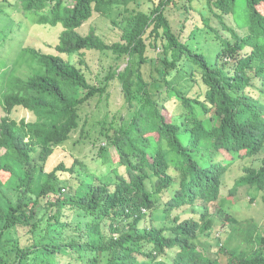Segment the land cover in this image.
Masks as SVG:
<instances>
[{
    "label": "trees",
    "instance_id": "1",
    "mask_svg": "<svg viewBox=\"0 0 264 264\" xmlns=\"http://www.w3.org/2000/svg\"><path fill=\"white\" fill-rule=\"evenodd\" d=\"M134 1L16 0L60 32L56 52L27 49L38 70L10 78L13 91L0 99V264L38 257L35 264H264V236L256 225L239 227L227 211L234 189L228 197L220 191L230 160L245 150L251 165L234 188L259 190L249 203L264 209V0H206L208 15L199 13L201 24L194 21L183 37L190 5L177 8L176 32L165 14L174 0H148V11L130 9ZM118 8L124 24H111L121 28L119 40L107 43L92 25L81 32ZM231 16L240 32L229 26ZM86 52H111L125 65L91 84L67 59ZM113 79L128 114L102 124L103 168L74 157L55 162L56 148L85 125L83 108L107 95ZM20 109L28 120L15 115ZM188 206L201 210L197 219L180 218ZM220 212L226 240L241 235L250 256L222 262L197 245L214 238ZM19 228L30 233L29 244L21 245Z\"/></svg>",
    "mask_w": 264,
    "mask_h": 264
},
{
    "label": "rangeland",
    "instance_id": "2",
    "mask_svg": "<svg viewBox=\"0 0 264 264\" xmlns=\"http://www.w3.org/2000/svg\"><path fill=\"white\" fill-rule=\"evenodd\" d=\"M8 2L14 4L13 10L10 9L9 6H6ZM7 3L4 4L0 0V31L2 33L0 34V99L3 94L13 91L8 84L10 78L14 76L25 78L32 75L35 70H38L37 65H30L32 57L27 49L34 48L37 51L56 52L53 47L60 32L58 28L39 23L38 15L32 11H25L16 0H7ZM183 4L190 5L191 9L189 10V18L188 21L185 22V29L183 30L181 37L187 35L194 21L201 24L199 13L201 15H208L209 13L206 0H192L191 2H187V0H174L173 3H170L169 6L166 7L165 14L173 23L176 32L180 25L179 21L183 18V16H178L177 12L179 10L177 8ZM150 6L151 3L148 0H135L129 4L130 9L135 8L139 11H148ZM5 7L7 8L5 9ZM5 10L9 11L6 15ZM181 10H183V8H181L180 11ZM124 12L123 8H118L115 9L108 18H96L93 22L88 21L81 28V32L86 34L89 26L92 25L93 27H96V32L101 35L107 43L117 41L119 40L121 28L113 26L111 20H114L119 25L124 24ZM14 17L16 19V24L12 23ZM227 22H229V26L234 28L235 31L239 30L237 24L232 22V16L227 19ZM213 24L219 27L220 32L226 35L228 34L221 28L218 21L214 20ZM240 31L241 30L238 32ZM67 59L70 63L76 65L83 71L86 79L91 84L100 81L102 82L109 69L115 67L121 69L125 65L124 58H116L111 52H86L84 57L77 54H71ZM149 69L150 66H143L142 70L145 76L149 72ZM197 87L199 88V84ZM202 89L204 90V87H202ZM169 109L170 106L168 105L166 110ZM166 110L164 111L165 113ZM16 112L15 115H17L19 119L24 118L25 120H28L30 118V114L22 109L17 110ZM2 114L3 113L0 112V115ZM126 114L128 113L124 105L120 84L117 79L110 80L107 95L101 99L94 98L86 104L81 111V116L86 119L85 125L82 126L81 123V126L71 134V138L66 143L56 148L53 159L56 162L60 159H70L71 157L79 158L84 160L91 170L100 171L103 168V165L101 164L102 159L97 155V152L99 146L105 145L104 139L100 134L102 124L106 122V128H108L110 121L112 126L114 124H119L120 117H124ZM223 155L226 159L230 160L231 156L229 154L223 152ZM234 157L235 159L232 160L233 164L229 166L225 176L226 186L228 187H231L233 179L242 173L244 167L251 165L249 159L247 160V158H244L243 156L241 157L238 155L237 157V154H235ZM108 165L109 164H107L106 167H108ZM171 173L175 174L172 170ZM7 177V173H1L2 180H5ZM37 177L39 181H42L44 178L43 174H39ZM248 192H251V189L247 188L246 185L239 187L234 197L238 199V201L235 202V205H229L230 208H227V211L230 213V217L237 221L241 220L240 228L245 224L250 226L256 225L258 227L257 234L264 236V209L261 205L257 206L256 204L249 202L248 204L250 206L246 204L245 200L248 201L249 197ZM255 195L256 193L253 196ZM209 206L210 211H212L215 208L214 202L210 203ZM181 209L182 208H180L178 212H180ZM184 210L187 211L182 214V218L187 217L189 211L192 209L185 207L183 211ZM199 212H201V210H196L192 215L197 217ZM219 218L226 226L227 223L224 220L223 212H220ZM220 225L221 222L218 227L216 226L217 228L215 227V234L217 231H221V228H219ZM230 225L231 224H229V226ZM223 234L224 232L220 234L221 237H216L224 246L227 245V255H229L230 252L238 253L250 249L248 243L244 241L240 242V235H234L223 241ZM17 235L21 245H27L31 242L30 233H27L25 229L19 228ZM34 238H37V236H34ZM209 239L210 240L208 241L212 245L211 252L215 253L216 238L209 237ZM251 254L252 253L244 252L242 257H248ZM33 257L34 255L30 258ZM38 259L39 257L34 261H31L35 264V261ZM24 264H30V262L27 263L25 261Z\"/></svg>",
    "mask_w": 264,
    "mask_h": 264
},
{
    "label": "clouds",
    "instance_id": "3",
    "mask_svg": "<svg viewBox=\"0 0 264 264\" xmlns=\"http://www.w3.org/2000/svg\"><path fill=\"white\" fill-rule=\"evenodd\" d=\"M248 136L249 137H251L252 139H254V138H257L258 136H260L259 134H257V135H255V136H253V135H251V134H248ZM240 139H244V137L243 136H240L239 135V140ZM249 149V148H248ZM244 153H245V150H241L240 152H238V154H239V156H243L244 155ZM228 154V153H227ZM230 155V154H229ZM231 156V155H230ZM237 157H238V155H237ZM244 158H250V156H246V157H244ZM229 160V159H228ZM231 164H233L232 163V160H230V164L228 165V168H229V166L231 165ZM227 171H228V169H227ZM243 172V171H242ZM243 173H241L240 175H242ZM240 175H238V176H240ZM225 176H226V174H225ZM225 176L223 175V177H224V179H223V183H222V185L220 186V191L222 190V194L223 193H227V197H228V195H229V193H228V190H230V189H234V195L236 194V192H237V189L239 188V187H241V186H244V185H239V186H236L235 188H234V185H235V182H234V180H235V178H237V177H235L234 179H233V181H232V184H231V187H228V186H226V180H225ZM247 186V188H249V189H251V192H248V195H249V197H248V201L247 200H245V202L246 203H248L251 199H252V197H253V195L256 193V194H258L259 193V190H256L254 187H251V186H249V185H246ZM220 193V192H219ZM226 197V198H227ZM235 196H233V204H235V202H237L238 201V199H236V198H234ZM253 204H255V202L253 203ZM189 207V206H188ZM183 211V210H182ZM186 211L187 210H184L181 214H180V218L181 219H185V218H187L189 215L191 216L192 215V213L194 212V211H196L195 209L193 210H190L189 211V213H188V215H187V217H185V218H182V214L183 213H186ZM200 213V212H199ZM199 213H198V215H199ZM198 215H197V217H198ZM197 217H195L196 219H197ZM237 222V221H236ZM238 224H240V222H241V220H238ZM227 223V222H226ZM219 226V224L217 225V227ZM216 227V228H217ZM219 228H221V231H217L216 232V234L214 235V238H216V253H219L220 255H221V261L222 262H225L226 260H228V261H230L231 259H234L235 257H237V258H240V257H242V254L244 253V252H246V253H252V250H251V245L246 241V239H244V237H242L241 235H240V237H241V241L240 242H242V241H244V242H246V243H248L249 245H250V249L248 250V251H243V252H238V253H232V252H230L229 253V255H227V253H228V248H227V245L226 246H224L223 245V243L222 242H219L218 240H217V237H221L220 236V234H222V232H224V234H223V241L226 239L225 238V235H226V233H225V229H226V226L223 224V223H221V225H220V227ZM219 230V229H218ZM215 232V230L214 229H212V231H210V233L212 234V233H214ZM208 233V232H207ZM237 235H239V234H237ZM217 236V237H216ZM236 236V235H235ZM208 240H210V239H206V240H201V239H199V241L200 242H197V245L198 246H202V247H205L206 249H208V252L209 253H211V255L213 256V257H216L215 255H216V253H213V252H211V248H212V245L209 243V241ZM220 246H222V248L223 249H225L226 250V252L224 253L223 251H219V248H220Z\"/></svg>",
    "mask_w": 264,
    "mask_h": 264
}]
</instances>
